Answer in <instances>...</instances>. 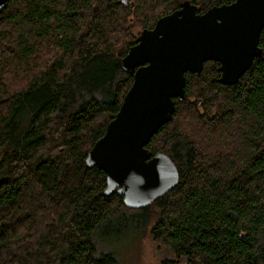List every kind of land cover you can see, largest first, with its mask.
Segmentation results:
<instances>
[{
    "label": "trees",
    "instance_id": "16d2710c",
    "mask_svg": "<svg viewBox=\"0 0 264 264\" xmlns=\"http://www.w3.org/2000/svg\"><path fill=\"white\" fill-rule=\"evenodd\" d=\"M6 0L0 8V264H116L93 237L130 219L179 264H264V26L234 85L217 63L184 74V98L145 148L178 179L125 208L84 155L131 82L120 59L156 18L188 1ZM141 235V237H142Z\"/></svg>",
    "mask_w": 264,
    "mask_h": 264
},
{
    "label": "water",
    "instance_id": "95a60500",
    "mask_svg": "<svg viewBox=\"0 0 264 264\" xmlns=\"http://www.w3.org/2000/svg\"><path fill=\"white\" fill-rule=\"evenodd\" d=\"M6 0H0V8ZM132 6L131 2L121 0ZM264 0H232L201 13L188 1L141 29L120 59L131 82L84 164L104 175L105 195L114 191L128 209L147 206L172 189L178 173L165 154L145 145L184 98V74H199L205 61L217 63L220 85H234L260 49Z\"/></svg>",
    "mask_w": 264,
    "mask_h": 264
},
{
    "label": "rangeland",
    "instance_id": "374dc122",
    "mask_svg": "<svg viewBox=\"0 0 264 264\" xmlns=\"http://www.w3.org/2000/svg\"><path fill=\"white\" fill-rule=\"evenodd\" d=\"M139 29H134L137 34ZM130 219H117L95 231L93 240L99 251L111 253L116 264H166L172 259L167 248L142 235ZM172 264H179L173 262Z\"/></svg>",
    "mask_w": 264,
    "mask_h": 264
},
{
    "label": "flooded vegetation",
    "instance_id": "af4514ba",
    "mask_svg": "<svg viewBox=\"0 0 264 264\" xmlns=\"http://www.w3.org/2000/svg\"><path fill=\"white\" fill-rule=\"evenodd\" d=\"M218 73V72H217ZM186 74V73H185Z\"/></svg>",
    "mask_w": 264,
    "mask_h": 264
}]
</instances>
